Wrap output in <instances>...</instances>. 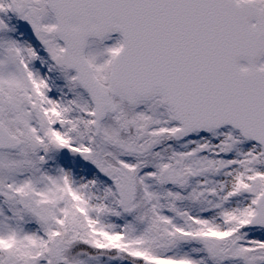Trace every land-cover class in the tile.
<instances>
[{
    "label": "snow or ice",
    "instance_id": "6c2138e0",
    "mask_svg": "<svg viewBox=\"0 0 264 264\" xmlns=\"http://www.w3.org/2000/svg\"><path fill=\"white\" fill-rule=\"evenodd\" d=\"M0 264H264V0H0Z\"/></svg>",
    "mask_w": 264,
    "mask_h": 264
}]
</instances>
